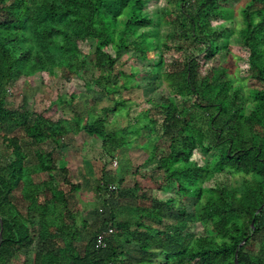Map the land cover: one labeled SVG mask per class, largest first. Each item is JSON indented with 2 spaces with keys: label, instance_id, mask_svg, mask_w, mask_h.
I'll return each mask as SVG.
<instances>
[{
  "label": "trees",
  "instance_id": "16d2710c",
  "mask_svg": "<svg viewBox=\"0 0 264 264\" xmlns=\"http://www.w3.org/2000/svg\"><path fill=\"white\" fill-rule=\"evenodd\" d=\"M142 1L0 0V160L6 161L0 165V261L40 240L51 249L39 252L36 264H236V256L238 264H264V237L257 252L252 248L264 227V0H249L241 9L238 31L250 52L251 77L259 85L250 91L249 114L238 104L228 70L202 76L194 49L189 60L173 62L162 74L168 96L149 100L152 108L143 112V121L132 123L124 92L136 84L116 72V60L104 47L113 46L117 53L134 50L145 61H152L151 54L164 60L160 46L137 34L138 27L152 24L137 19ZM231 1L178 0L183 18L167 12L166 22L179 40L204 45V57H215L212 20L235 18ZM89 39L96 42L91 57L79 46ZM57 69L69 76L93 69L89 83L109 105L82 114L75 95L70 102L59 97L57 105L72 116L58 120L28 110L27 99L19 109L7 105L9 85ZM126 116V125L118 121ZM81 133L101 140L110 161L145 139L151 148L145 162H158L150 181L172 194L165 201L139 195L140 184L124 188L123 180L103 171L98 197L109 212L101 227L112 225L115 240L107 249H96V233L84 254L74 247L79 233L68 232L63 223L66 214L71 218L72 195L79 187L58 166L61 148ZM199 147L213 152L202 166L192 160ZM55 172L64 175L59 183ZM215 172L240 178L232 187H204ZM111 184L116 191H109ZM115 197L142 204L120 221L110 203ZM197 222L205 228L202 235L190 232V223ZM123 241L138 245V258H125Z\"/></svg>",
  "mask_w": 264,
  "mask_h": 264
},
{
  "label": "rangeland",
  "instance_id": "374dc122",
  "mask_svg": "<svg viewBox=\"0 0 264 264\" xmlns=\"http://www.w3.org/2000/svg\"><path fill=\"white\" fill-rule=\"evenodd\" d=\"M177 2L178 0H143V6L137 9L138 20L148 19L152 22L148 27H138L137 34L147 35L154 45L162 48L164 52L163 61H160L158 56L152 54L150 55L152 61H145L134 50L126 51L123 49L117 53L113 46L104 47L106 52L116 60V72L121 71L126 74L128 76L127 80H129L128 84H136L135 88L133 86L132 89L124 92L129 107L128 111H130L129 120L132 123H136L138 120L143 121V112L152 108V105L148 103L149 100L153 99L158 102L163 95L168 96V90L165 87L166 83L162 78V74L171 69L173 62L189 60L194 55V49L196 50L195 56L197 55L201 62L202 76L213 74L214 69L228 70L229 75L233 79V90L239 92L238 104L243 106L249 114L253 110L250 91L259 87V85L251 77L250 52L244 46L238 34L239 29L242 28L240 23L242 20L241 9L249 3V0L231 1V6L237 11L235 18L231 20H212L215 32L213 39H215L217 44V51L215 52V57L211 58L204 57V45L191 47L190 43L185 42L183 39L179 40L174 26L166 22L167 12L171 13L172 18L176 20L183 18L181 6ZM191 40L193 41V39ZM165 45L170 50H166ZM79 46L84 54L91 57L95 52L96 42L89 39L86 42H81ZM180 46L184 48L183 51L176 50ZM83 57L82 54L79 55L80 59H83ZM93 74H95V71L90 69L83 75L69 76L66 71L57 69L54 74L43 72L30 79L22 77L8 86L7 105L10 108L19 109L23 106L24 99H27L28 110L42 113L47 118L58 120L61 117L69 118L72 116L70 109L61 108L57 105L58 98L62 97L64 101L70 102L71 96L75 95L77 111L84 114L89 107H97L100 110L102 107L109 105V102L104 98L100 89L90 85L89 81ZM131 74L134 75L130 78ZM110 116H113V114ZM119 118L118 121L125 122V125L128 123L127 116L126 118ZM76 138H78V141L75 142L79 145L85 144L91 139L85 133L76 135ZM136 144L146 145L147 143L145 139H142ZM51 146L48 145L47 149H50ZM0 148H2L1 145ZM150 150L151 148L147 150L148 153L145 151L149 154ZM212 154L213 152L211 154L203 152L199 147L194 153L192 160L202 166L205 164V159L211 158ZM2 164H6L3 159L0 160V165ZM239 178L240 176L234 177L229 174L215 172L213 177L204 183V187L213 188L219 185L232 187L238 183ZM149 188L155 187L154 185H149ZM171 195L169 193L166 198ZM175 218L177 219V217ZM189 226L192 233L197 235L205 233V228L199 222L190 223ZM262 237H264V227L262 232L256 236L258 241L256 240L257 242L252 245L255 252L262 246L260 244Z\"/></svg>",
  "mask_w": 264,
  "mask_h": 264
},
{
  "label": "crops",
  "instance_id": "0c3cea01",
  "mask_svg": "<svg viewBox=\"0 0 264 264\" xmlns=\"http://www.w3.org/2000/svg\"><path fill=\"white\" fill-rule=\"evenodd\" d=\"M90 138L87 143L79 145L75 142L78 141L75 136L71 144L64 145L61 148L62 157L58 161L59 168H64L68 171L69 181L79 187L72 195L70 205L71 218L69 214H66L63 223L67 226L68 229L66 230L68 232L69 228H71L74 232L77 231L79 233L74 247L81 254H84L88 241L93 235L98 233L103 224V219L109 212L98 197L103 171L112 175L115 181L123 180L122 186L124 188L133 189L137 183L140 184L139 195L147 193L148 197L160 201L167 200L166 195H169V192L149 188V185L153 183L150 181L149 175L152 174V170L157 166L158 162H145L150 154H147V150L150 148L148 144L135 145L134 143L132 146H126L122 152H119L118 161L120 160V162L118 166L114 167L112 166V161L104 154L102 142L97 138ZM142 152L144 155H142ZM55 175H58L56 176L58 183L64 178L61 172H55ZM110 203L120 221L126 220L136 211L138 205L142 204L134 199L118 197L112 198ZM111 239L115 240V238ZM120 247L125 253V258L139 257L137 244H127L123 241ZM48 248L51 249L49 242H45L44 245L42 241L37 240L33 245L21 249L13 257L5 255L0 264H36L37 254L45 252V249Z\"/></svg>",
  "mask_w": 264,
  "mask_h": 264
},
{
  "label": "built area",
  "instance_id": "2783aa9c",
  "mask_svg": "<svg viewBox=\"0 0 264 264\" xmlns=\"http://www.w3.org/2000/svg\"><path fill=\"white\" fill-rule=\"evenodd\" d=\"M112 166L114 167L118 166V160L116 159L113 160ZM108 189L109 191L113 192L117 190V186L111 184L108 186ZM114 233H115V228L110 224L101 227L96 236V243H95L96 249H107Z\"/></svg>",
  "mask_w": 264,
  "mask_h": 264
},
{
  "label": "water",
  "instance_id": "95a60500",
  "mask_svg": "<svg viewBox=\"0 0 264 264\" xmlns=\"http://www.w3.org/2000/svg\"><path fill=\"white\" fill-rule=\"evenodd\" d=\"M252 225H254V222L252 223ZM2 239H3V223L1 222V231H0V244L2 242ZM242 245V244H241ZM236 264H238V258L236 256Z\"/></svg>",
  "mask_w": 264,
  "mask_h": 264
}]
</instances>
